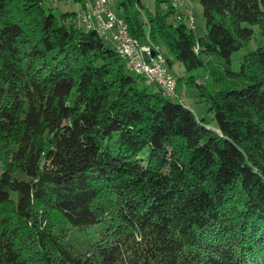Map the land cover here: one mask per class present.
I'll return each mask as SVG.
<instances>
[{
  "label": "trees",
  "instance_id": "obj_1",
  "mask_svg": "<svg viewBox=\"0 0 264 264\" xmlns=\"http://www.w3.org/2000/svg\"><path fill=\"white\" fill-rule=\"evenodd\" d=\"M164 1L147 28L140 0L116 5L138 44L187 72L212 63L216 88L173 78L217 130L76 10L0 0V264H264V0H199L202 35Z\"/></svg>",
  "mask_w": 264,
  "mask_h": 264
},
{
  "label": "rangeland",
  "instance_id": "obj_2",
  "mask_svg": "<svg viewBox=\"0 0 264 264\" xmlns=\"http://www.w3.org/2000/svg\"><path fill=\"white\" fill-rule=\"evenodd\" d=\"M44 4L46 6H49L52 8L53 12L56 14L60 13H65V12H72L76 10V4L71 1V0H43ZM142 7L139 9V20L140 22L144 25L145 28H147L146 24V13H154L156 10L157 6V0H140ZM162 4V3H161ZM161 6V5H160ZM110 7L118 14L122 13V9L118 8L116 5V0H111L110 1ZM180 10L183 8H189L192 13L193 17V24L189 23L187 19H185V23L189 27H193L194 31L198 35H202L205 32V19L202 14V6L199 2V0H184L183 5H179ZM175 16L170 15L168 18L169 22H174ZM68 20L66 23L68 24ZM73 22L78 25H82V21L80 20L79 16L75 17L73 19ZM82 22V23H81ZM86 25V24H85ZM83 26V25H82ZM87 26V25H86ZM88 27V26H87ZM253 29L255 31L258 30V27L256 25L253 26ZM110 33L106 35H102V40L104 44L111 49H114V41L110 37ZM255 36H257V33H255ZM255 41L252 40L248 43V47L252 48L255 46ZM139 45L143 47L144 55L146 56L148 53V50L150 51V56H151V51H154V54L156 55H162L163 58L166 61V57H168L171 60V66L168 68V72L172 77L175 79H179L181 76H188L189 74H196V80L197 82L204 84V86L207 87V89L211 88H216L218 86V83L215 79L216 75L213 76V74L210 72L209 66L212 64L211 62H208L206 66L202 68H197L193 69L192 71L187 72L185 68L181 65L179 61H177L165 48V46L162 43L155 44L150 42L148 38H141ZM142 50V49H141ZM245 47H242L238 51L233 53V58H232V68L233 70H236L238 68V55L244 52ZM153 54V55H154ZM167 63V61H166ZM131 75H135L136 73L133 71H128L126 70ZM176 89L175 92L176 94L181 97L183 103L193 112L195 117L198 119H203L206 122V125L212 129L217 130V125L216 121L213 116V112L209 110V104L203 100V98L199 95V89L194 86L187 84L183 78L178 80L176 82ZM149 88H152L149 86ZM167 98L173 99L175 101H178V98L173 97L170 93L165 94Z\"/></svg>",
  "mask_w": 264,
  "mask_h": 264
},
{
  "label": "built area",
  "instance_id": "obj_3",
  "mask_svg": "<svg viewBox=\"0 0 264 264\" xmlns=\"http://www.w3.org/2000/svg\"><path fill=\"white\" fill-rule=\"evenodd\" d=\"M111 0H100L98 6L97 23L109 29H115L116 41L122 44L124 49L128 52V59L134 65L135 69H138L139 73L147 75L149 80L155 81L165 93H171L175 95L176 83H170V76L168 70H161L156 53L150 56L148 50L147 55L144 54V49L137 41L130 35L128 26L124 18L116 13L110 7ZM183 0H165L162 3V7L165 8L170 4L176 11L177 15L181 18L187 19L189 23H193V17L189 8L179 9V5ZM82 20L85 17L84 12L81 14ZM135 49H142V56H135Z\"/></svg>",
  "mask_w": 264,
  "mask_h": 264
},
{
  "label": "bare ground",
  "instance_id": "obj_4",
  "mask_svg": "<svg viewBox=\"0 0 264 264\" xmlns=\"http://www.w3.org/2000/svg\"><path fill=\"white\" fill-rule=\"evenodd\" d=\"M85 3V2H84ZM83 3V4H84ZM78 4V3H77ZM100 5V0H88L84 5L78 4L76 6L77 16H79L80 20L86 24L90 28H94L101 36L108 34V32L111 34L110 37L114 41V49L117 52V54L123 59V62L125 66L140 75H142L149 83L155 84L158 86V83H155V81L149 80L147 78V75H143L142 73H139L138 69L134 68V65L132 62L128 59V52L122 44H119V42L116 41V32L115 29H109V27H104L101 24L97 23V14H98V6ZM82 12H84L85 17H81ZM135 56H142L139 49H135ZM158 63L161 70H168L166 67L165 59L162 55H157ZM170 83H175V79L170 75ZM171 94V93H170Z\"/></svg>",
  "mask_w": 264,
  "mask_h": 264
},
{
  "label": "crops",
  "instance_id": "obj_5",
  "mask_svg": "<svg viewBox=\"0 0 264 264\" xmlns=\"http://www.w3.org/2000/svg\"><path fill=\"white\" fill-rule=\"evenodd\" d=\"M88 1V0H87ZM184 4V0L180 3V6ZM180 9V8H179ZM184 9V8H183Z\"/></svg>",
  "mask_w": 264,
  "mask_h": 264
},
{
  "label": "water",
  "instance_id": "obj_6",
  "mask_svg": "<svg viewBox=\"0 0 264 264\" xmlns=\"http://www.w3.org/2000/svg\"><path fill=\"white\" fill-rule=\"evenodd\" d=\"M153 54H154V51L152 50V51H151V56H153Z\"/></svg>",
  "mask_w": 264,
  "mask_h": 264
}]
</instances>
